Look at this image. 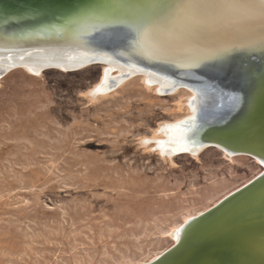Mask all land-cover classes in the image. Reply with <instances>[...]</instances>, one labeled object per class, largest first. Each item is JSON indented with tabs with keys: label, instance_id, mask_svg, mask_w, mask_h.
I'll return each instance as SVG.
<instances>
[{
	"label": "rangeland",
	"instance_id": "rangeland-1",
	"mask_svg": "<svg viewBox=\"0 0 264 264\" xmlns=\"http://www.w3.org/2000/svg\"><path fill=\"white\" fill-rule=\"evenodd\" d=\"M101 70L0 78V264L149 262L185 217L261 172L215 147L162 157L143 140L186 116L191 93L160 95L136 75L90 96Z\"/></svg>",
	"mask_w": 264,
	"mask_h": 264
},
{
	"label": "water",
	"instance_id": "water-1",
	"mask_svg": "<svg viewBox=\"0 0 264 264\" xmlns=\"http://www.w3.org/2000/svg\"><path fill=\"white\" fill-rule=\"evenodd\" d=\"M151 1L0 0V50L18 52L62 42L81 47L82 42L118 45L133 53L141 47ZM144 50L141 56L147 59ZM182 62L183 68L219 86L223 101H228V107L222 104L211 118L197 122L187 141L264 161V49L224 59L199 58L194 66ZM156 69L167 73L163 67ZM177 80L185 88L187 79ZM146 264H264V174L210 207L177 243Z\"/></svg>",
	"mask_w": 264,
	"mask_h": 264
},
{
	"label": "bare ground",
	"instance_id": "bare-ground-1",
	"mask_svg": "<svg viewBox=\"0 0 264 264\" xmlns=\"http://www.w3.org/2000/svg\"><path fill=\"white\" fill-rule=\"evenodd\" d=\"M148 6L147 16L150 17L140 35L141 47L133 53L118 45L86 46L82 42H78L81 47L72 42H62L60 45L37 46L18 52L2 49L0 78L16 67L39 75L43 67L71 71L99 62L102 65L100 78L88 92L90 96L107 94L136 75H142L144 84L153 86L160 95H170L182 88L178 78L187 79L184 86L191 93L186 102L188 114L158 124L153 135L145 138L143 143L152 141L158 154L169 159L180 152L197 156L207 146L190 144L187 141L189 131L201 119L215 115L222 104L224 108L228 107V101H223L219 86H213L211 80L201 79L193 70L183 68L182 61L194 66L199 58L224 59L235 53L264 49V0H152ZM142 47L147 59L141 56ZM163 63L172 66L164 67ZM159 67H163L167 73L156 69ZM168 72L174 77H170ZM220 151L225 156H235L226 150ZM243 156L260 165L261 172L212 206L264 174L263 160ZM210 207L185 217L170 231L174 238L173 245Z\"/></svg>",
	"mask_w": 264,
	"mask_h": 264
}]
</instances>
